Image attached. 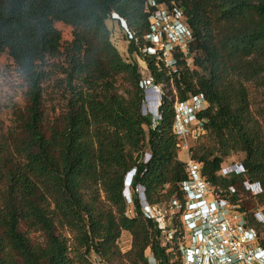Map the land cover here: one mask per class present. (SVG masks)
I'll list each match as a JSON object with an SVG mask.
<instances>
[{
	"label": "trees",
	"instance_id": "16d2710c",
	"mask_svg": "<svg viewBox=\"0 0 264 264\" xmlns=\"http://www.w3.org/2000/svg\"><path fill=\"white\" fill-rule=\"evenodd\" d=\"M155 1L186 14L193 67L177 57L174 72L142 52L148 0H0V56L8 54L26 85L15 131L0 137V264H95L92 255L104 264H151L149 254L158 264H183L176 237L163 242L138 194L132 207L124 191L136 170L131 187H144L150 205L182 199L188 171L174 106L192 95L209 102L199 114L205 132L191 149L202 174L224 189L249 180L264 190V0ZM114 14L134 35H126L130 57L163 88L158 119L146 109L139 63L112 41ZM59 24L72 29L66 46ZM48 83L58 96L51 120ZM241 153L246 173L220 176ZM254 201L264 214V193ZM32 232L46 236L42 249L32 246Z\"/></svg>",
	"mask_w": 264,
	"mask_h": 264
},
{
	"label": "built area",
	"instance_id": "2783aa9c",
	"mask_svg": "<svg viewBox=\"0 0 264 264\" xmlns=\"http://www.w3.org/2000/svg\"><path fill=\"white\" fill-rule=\"evenodd\" d=\"M147 11L150 14L149 30L144 35L142 52L156 57L174 72L178 68L177 57L193 67L194 36L182 9L148 0ZM121 20L127 37L133 40V33ZM142 87L145 104L159 107L164 96L162 86L146 74ZM174 107L173 131L178 138L177 146L188 156V178L179 184L183 196L168 204L150 205L139 195L143 215L157 223L163 242H171L176 237L183 264H264V246L258 243V235L250 228L247 211H242L239 201L233 200L235 195L240 198L241 192L258 196L264 193L263 187L249 180L240 189L235 186L224 189L210 183L202 174L200 163L191 157L192 147L205 132L199 114L209 108V102L203 94H197L185 102H175ZM158 109L154 112L157 119ZM135 172L128 174L126 180L129 179L130 183L126 182V188L131 187ZM245 173L242 162H226L219 175L230 178ZM136 192L142 193L143 190L137 187ZM124 196L127 204L132 206L133 192L124 191ZM262 216L264 223V214ZM149 260L151 264H158L152 254Z\"/></svg>",
	"mask_w": 264,
	"mask_h": 264
},
{
	"label": "rangeland",
	"instance_id": "374dc122",
	"mask_svg": "<svg viewBox=\"0 0 264 264\" xmlns=\"http://www.w3.org/2000/svg\"><path fill=\"white\" fill-rule=\"evenodd\" d=\"M107 24L112 31V41L123 58L127 61L136 59L143 74L146 75V65L143 60L135 55L132 58L130 57L128 50L129 43L127 42L126 33L123 28L124 23L113 16V20L108 21ZM58 28L62 32V43L66 46L73 39L72 29L60 24L58 25ZM121 81L122 80H119L118 85L122 84ZM25 92L26 85L14 62L9 58L8 54H2L0 56V137L7 135L11 131H15L17 127V114L25 104ZM44 97L45 106L49 110L50 120L56 118L59 111L55 115L52 112V108L56 105L58 96L53 93L51 83L46 84ZM146 107L156 110L157 104L148 103ZM179 158L184 162H187L188 160L187 154L183 151H180ZM243 159L244 154L241 153L231 156L227 159V162H242ZM240 199V204H244L247 211V220L249 221L250 228L258 235V243L264 246L263 213L261 212V209L255 208L256 204L254 201V195L241 192ZM252 222L254 223L253 226L251 225ZM257 224H262V226L257 227ZM29 238L32 246L38 249H42L46 243V236L42 232H32L29 234ZM131 242V235L128 232H124L119 241V245L123 252H127L130 249ZM150 255L151 254H149V256ZM91 260L95 264H104L96 255H92Z\"/></svg>",
	"mask_w": 264,
	"mask_h": 264
},
{
	"label": "clouds",
	"instance_id": "9594fccd",
	"mask_svg": "<svg viewBox=\"0 0 264 264\" xmlns=\"http://www.w3.org/2000/svg\"><path fill=\"white\" fill-rule=\"evenodd\" d=\"M116 19L121 20V18H119V17H116ZM121 21H122V20H121ZM158 108H159V107L157 106L156 109H158ZM146 109H147L149 112H153V113L156 112V110H154L153 108H147V107H146ZM126 182H127V184H128V183H130V180L127 179V180L125 181V185H126ZM131 185H132V182H131ZM138 187H139L140 189L143 190L142 193H137V192H136V188L133 190L132 187H130V186H128V187L125 189V193H128L129 190H131V191L133 192V194H134V193H137L138 196H139V195H140V196L142 195L143 198L147 199L145 188L142 187V186H138ZM139 199H140V197H139Z\"/></svg>",
	"mask_w": 264,
	"mask_h": 264
},
{
	"label": "crops",
	"instance_id": "0c3cea01",
	"mask_svg": "<svg viewBox=\"0 0 264 264\" xmlns=\"http://www.w3.org/2000/svg\"><path fill=\"white\" fill-rule=\"evenodd\" d=\"M180 154V153H179Z\"/></svg>",
	"mask_w": 264,
	"mask_h": 264
}]
</instances>
